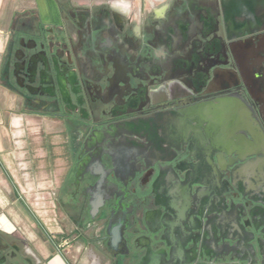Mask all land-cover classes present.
<instances>
[{
	"label": "flooded vegetation",
	"instance_id": "obj_1",
	"mask_svg": "<svg viewBox=\"0 0 264 264\" xmlns=\"http://www.w3.org/2000/svg\"><path fill=\"white\" fill-rule=\"evenodd\" d=\"M68 17L74 36L18 40L11 65L16 88L61 129L67 237L101 264H134L138 245L162 243L171 212H188V264H264V83L249 76L264 67V0ZM182 184L195 192L179 206ZM15 233L0 229V264H46Z\"/></svg>",
	"mask_w": 264,
	"mask_h": 264
},
{
	"label": "crops",
	"instance_id": "obj_2",
	"mask_svg": "<svg viewBox=\"0 0 264 264\" xmlns=\"http://www.w3.org/2000/svg\"><path fill=\"white\" fill-rule=\"evenodd\" d=\"M170 1L0 0V229L8 233H24L36 254L46 264L70 263L61 252H56L50 246L43 245L44 243H38V237L32 232L34 230L38 233V228L46 229L44 228L45 223L33 214V212L39 211L34 210L27 203L26 182L29 174L27 173V156L30 149H28L26 142L31 133L34 118L46 117L37 114L34 101L26 93L18 90L13 82L11 65L17 41L21 42L23 48L35 35L39 37L48 31L57 32L62 29L67 30L69 38L70 35L74 36L73 24L68 17L69 9L110 6L123 13L132 8H139L141 4H144L149 12L151 10L156 13L159 5ZM138 15L139 11L136 13L137 20H139ZM238 75L239 82L244 83L241 72ZM249 76L251 82L264 83V67L249 70ZM262 105L264 106V103ZM235 117L238 123H243L246 120L241 111ZM44 147L49 155L48 145H44ZM184 183L186 184V182ZM199 184L200 181H196L186 185ZM186 185L182 184L178 187L179 201L176 202L179 203L176 204L179 206L182 203L181 200L193 196L195 192L194 188L190 189ZM53 207V212H59L57 198H54ZM171 213L174 218L173 224L168 227L163 226L160 230L164 237L162 243H141L138 245L142 256L137 263L135 262L136 264H188L189 258L194 253L192 252V242L191 240L188 241L187 238L189 234L197 231H194L185 221L188 212ZM160 217L161 213L157 216V221L160 220ZM233 231L232 227L228 228V234L231 237L227 241L230 245L237 240V236L233 239ZM214 246L217 248L220 244L216 243ZM230 257H233V253ZM96 258L98 257L96 256ZM98 263L101 264L100 261ZM243 264L248 263L245 261Z\"/></svg>",
	"mask_w": 264,
	"mask_h": 264
},
{
	"label": "rangeland",
	"instance_id": "obj_3",
	"mask_svg": "<svg viewBox=\"0 0 264 264\" xmlns=\"http://www.w3.org/2000/svg\"><path fill=\"white\" fill-rule=\"evenodd\" d=\"M36 110H41L36 108ZM26 145L27 156V203L39 212H33L45 223L46 230H34L38 243L48 245L56 252H61L70 264H99L98 258L91 253L90 248H84L78 240L68 238L70 226L63 220L60 212L54 211L60 175L62 172L63 137L60 126L55 120L35 117ZM48 145L49 155L44 147ZM19 237L28 242L24 233L16 232ZM31 234V233H30ZM38 234V235H37ZM64 237V238H62ZM94 258V259H93Z\"/></svg>",
	"mask_w": 264,
	"mask_h": 264
}]
</instances>
